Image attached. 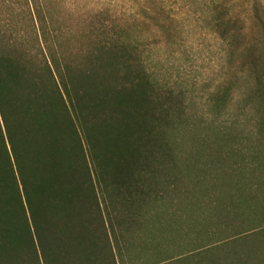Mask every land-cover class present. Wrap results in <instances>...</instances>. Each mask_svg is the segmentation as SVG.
Wrapping results in <instances>:
<instances>
[{"label": "trees", "instance_id": "1", "mask_svg": "<svg viewBox=\"0 0 264 264\" xmlns=\"http://www.w3.org/2000/svg\"><path fill=\"white\" fill-rule=\"evenodd\" d=\"M54 1L0 0V264H264L263 5L209 8L254 81L245 136L195 124L149 70L144 31L174 38L165 0L81 26ZM199 129L216 148L181 154Z\"/></svg>", "mask_w": 264, "mask_h": 264}, {"label": "rangeland", "instance_id": "2", "mask_svg": "<svg viewBox=\"0 0 264 264\" xmlns=\"http://www.w3.org/2000/svg\"><path fill=\"white\" fill-rule=\"evenodd\" d=\"M214 0H165L174 19V38L146 29L149 38L146 56L151 73L186 98L188 111L201 126L235 127L245 136L258 133L255 104L249 101L254 81L247 71H238L229 60L230 48L220 38L212 24L209 8ZM264 7V0H258ZM137 0H55L56 11L64 14L65 22L79 24L90 13L109 10L131 23L140 22L143 15ZM249 5L252 0H237ZM115 16V17H114ZM225 86H230L227 101L219 110L215 98ZM194 139L178 142L182 151L202 153L216 148L210 131L199 129ZM215 133V132H214ZM179 151V152H180ZM180 162H187L180 157Z\"/></svg>", "mask_w": 264, "mask_h": 264}]
</instances>
